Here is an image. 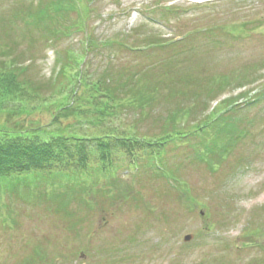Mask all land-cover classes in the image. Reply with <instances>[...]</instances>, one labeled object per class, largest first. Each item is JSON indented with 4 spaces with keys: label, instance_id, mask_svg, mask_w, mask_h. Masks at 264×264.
<instances>
[{
    "label": "rangeland",
    "instance_id": "1",
    "mask_svg": "<svg viewBox=\"0 0 264 264\" xmlns=\"http://www.w3.org/2000/svg\"><path fill=\"white\" fill-rule=\"evenodd\" d=\"M38 1L0 0V43L24 53L27 75L44 82L45 92L67 83L51 76L65 50L82 51L89 35L131 46L114 48L115 57L100 49L106 68L138 71L136 80L146 71L161 82V99L105 127L162 138L177 127L164 122L167 110L193 104L179 122L191 130L214 120L224 99L237 103L220 107L228 135L220 134L217 145L210 133L203 141L176 135L152 155L116 152L117 172L109 174L92 163L84 174L0 176V264H264V0H77L59 18L64 32L55 38L18 12ZM156 6L166 7L150 12ZM79 19L84 26L67 27ZM83 90L77 86L78 94ZM43 108L9 122L0 115V123L50 124L54 109ZM86 121L74 127L78 134L94 132ZM187 233L194 237L184 242Z\"/></svg>",
    "mask_w": 264,
    "mask_h": 264
},
{
    "label": "trees",
    "instance_id": "2",
    "mask_svg": "<svg viewBox=\"0 0 264 264\" xmlns=\"http://www.w3.org/2000/svg\"><path fill=\"white\" fill-rule=\"evenodd\" d=\"M45 3L36 12H28V9L18 12L25 15L27 23L37 26L44 22L50 35L60 36L61 28L53 23L56 15L63 10L68 11L66 0H48ZM97 45L96 42H88L84 49L88 51L92 47L95 52ZM85 51L67 50L63 56L61 54L65 62H59L61 56L57 58L61 65L56 76H65L67 83L52 86V92H45L44 82L27 75L29 66L20 61L24 53L18 54L9 44L0 43V115L9 122L17 116L32 115L43 106V109H54L50 124L23 127L20 125L22 122L17 121L12 127L0 123V175L56 168L75 175L87 171L92 160L106 172L113 167L114 155L120 150L134 157L139 150L153 152L161 141L167 142L176 135L179 138L187 135L204 137L208 131L213 135L214 145L219 143L220 134L228 135L223 132L228 129L227 125H220L218 117L194 125L191 130L183 129L179 122L185 121L191 112V108L184 107L167 115L166 120L173 121L177 127L156 140L136 135L131 129L120 130L117 125L105 127L107 121H114L119 111L125 108H139L144 112L157 99L153 91L155 84L148 78L134 84L133 75L121 72H116V76L103 73L94 77L89 62L80 69ZM123 75L125 77L121 81L115 79ZM77 86L84 87L81 94L77 93ZM257 97L260 98L259 95ZM71 116L77 118L76 123L60 127V122ZM85 121L95 128L94 135L78 134L74 129ZM55 124L58 127H52ZM227 124L235 127L230 119ZM98 126L100 130H97ZM89 146H94L95 150L90 151Z\"/></svg>",
    "mask_w": 264,
    "mask_h": 264
},
{
    "label": "water",
    "instance_id": "3",
    "mask_svg": "<svg viewBox=\"0 0 264 264\" xmlns=\"http://www.w3.org/2000/svg\"><path fill=\"white\" fill-rule=\"evenodd\" d=\"M192 238V235H188V236H186V240H189V239H191Z\"/></svg>",
    "mask_w": 264,
    "mask_h": 264
}]
</instances>
